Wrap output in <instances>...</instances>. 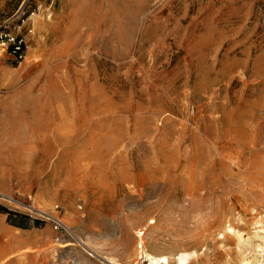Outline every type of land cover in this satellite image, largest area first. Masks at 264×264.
<instances>
[{
  "label": "rangeland",
  "instance_id": "obj_1",
  "mask_svg": "<svg viewBox=\"0 0 264 264\" xmlns=\"http://www.w3.org/2000/svg\"><path fill=\"white\" fill-rule=\"evenodd\" d=\"M0 26L27 40L0 47V264H264V0H0Z\"/></svg>",
  "mask_w": 264,
  "mask_h": 264
},
{
  "label": "built area",
  "instance_id": "obj_2",
  "mask_svg": "<svg viewBox=\"0 0 264 264\" xmlns=\"http://www.w3.org/2000/svg\"><path fill=\"white\" fill-rule=\"evenodd\" d=\"M25 20L21 19L17 28L24 25ZM27 34L32 33V28L27 27ZM26 37L18 33L9 31L5 26H0V47L11 54L16 61L23 60L24 51L26 48ZM134 264H150L146 256H141ZM161 264V263H159Z\"/></svg>",
  "mask_w": 264,
  "mask_h": 264
},
{
  "label": "bare ground",
  "instance_id": "obj_3",
  "mask_svg": "<svg viewBox=\"0 0 264 264\" xmlns=\"http://www.w3.org/2000/svg\"><path fill=\"white\" fill-rule=\"evenodd\" d=\"M149 223H154L153 221H150ZM225 231H230L231 234H233V230L231 229V227H227V229ZM6 233V232H5ZM227 232H225L226 234ZM235 233V232H234ZM221 235V238L224 237L223 233H219ZM226 235H229L228 233ZM225 235V236H226ZM234 235V234H233ZM236 235V234H235ZM6 236H8V232L6 234ZM9 237V236H8ZM219 237V236H218ZM237 238V240H239V238L237 236H235ZM235 238V239H236ZM10 239V238H9ZM8 239V240H9ZM7 240V239H6ZM7 240V241H8ZM7 241H4V243L2 241H0V256H4V254L6 253L7 251V246H6V242ZM240 241V240H239ZM141 242V241H140ZM141 253H145V256L148 258L149 260V263L150 264H168V260L171 259L173 260V263L174 264H189V261L190 260H194L196 259V254L195 253H191V254H188L187 252H179V253H175L174 255H170V256H167V255H155L154 253H151L147 250H144L143 249L140 251ZM110 264H118L117 262H115L114 260L112 261H109Z\"/></svg>",
  "mask_w": 264,
  "mask_h": 264
},
{
  "label": "trees",
  "instance_id": "obj_4",
  "mask_svg": "<svg viewBox=\"0 0 264 264\" xmlns=\"http://www.w3.org/2000/svg\"><path fill=\"white\" fill-rule=\"evenodd\" d=\"M0 213L7 214V221L10 222L11 224H17L15 223V220H13L12 216L13 215L18 216V214L8 211L7 209L1 206H0Z\"/></svg>",
  "mask_w": 264,
  "mask_h": 264
}]
</instances>
